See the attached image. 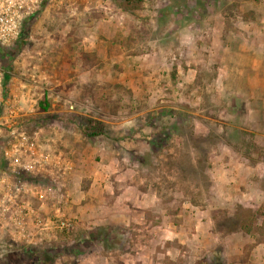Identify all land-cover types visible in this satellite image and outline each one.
I'll list each match as a JSON object with an SVG mask.
<instances>
[{
    "label": "rangeland",
    "instance_id": "rangeland-1",
    "mask_svg": "<svg viewBox=\"0 0 264 264\" xmlns=\"http://www.w3.org/2000/svg\"><path fill=\"white\" fill-rule=\"evenodd\" d=\"M121 1L40 0L21 40L0 47V200L11 211L0 264H264V111H253L264 92L237 51L264 0ZM75 66L99 79L85 76L76 95L48 90V73ZM87 120L102 134L83 136ZM12 124L65 174L51 161L49 173L16 175ZM198 155L208 179L189 168ZM29 209L27 239L11 216Z\"/></svg>",
    "mask_w": 264,
    "mask_h": 264
},
{
    "label": "built area",
    "instance_id": "built-area-1",
    "mask_svg": "<svg viewBox=\"0 0 264 264\" xmlns=\"http://www.w3.org/2000/svg\"><path fill=\"white\" fill-rule=\"evenodd\" d=\"M40 0H0V47L8 48L14 45L21 34L23 24L26 19L32 17L40 8ZM6 71L3 69L2 64L0 63V132L4 125L3 116L1 113L2 107V95L4 92V75ZM9 131L10 140L8 143H11L12 152L15 156L16 167L18 169L14 170L16 175H19L20 171L26 172H46L49 173L52 171L51 167L47 166L51 161L61 174H65L66 167H61L60 158H53L48 154H45L41 150L33 149V143L30 138L25 134L23 130H20L16 125L12 124ZM55 160V161H54ZM1 163V161H0ZM54 167V166H53ZM36 169H38L36 171ZM57 171V174H58ZM62 171V172H61ZM15 190H19V186L15 185ZM8 199L11 200V195H8ZM15 196V195H14ZM4 201L0 200V218H5L6 212L8 209H3ZM15 211L13 212L11 218L12 222L17 233H19L22 237L27 238V234H22V229L25 223H27V219H29L31 212H23V211ZM36 224L40 225L41 221L39 217L35 218ZM69 223L61 220L59 223L60 228H68ZM20 231V232H19ZM28 239V238H27Z\"/></svg>",
    "mask_w": 264,
    "mask_h": 264
},
{
    "label": "crops",
    "instance_id": "crops-1",
    "mask_svg": "<svg viewBox=\"0 0 264 264\" xmlns=\"http://www.w3.org/2000/svg\"><path fill=\"white\" fill-rule=\"evenodd\" d=\"M253 2L250 3V5L252 6ZM249 13H251V15H253V17H249L248 19L244 20L243 23L244 25L248 26L250 29V35L249 38H247V40L245 41V43H240L237 51L240 52V54L242 53V51H246L248 52V54L250 55V59H251V66H250V73H251V77L253 79H255V81L257 82V91H260V94L262 92H264V3H263V8H251L248 11ZM260 34V35H258ZM263 36H262V35ZM93 54L96 52L95 50L92 51ZM123 52L119 53V54H114L112 57V61L119 64V67H125V65L127 64L128 60L126 59V57L123 56ZM73 60H71L69 63H74L72 62ZM79 61V65H81V61ZM70 65V64H69ZM69 70H71V74L72 75H66L65 71L62 74H57V72H53L51 74H47L45 76V82H47V86L52 83V85L50 87H47L48 90L53 91L56 94L62 95L63 96H67V95H76L78 93V87L80 86V84H82L81 82H84L86 80L85 76H89L90 77V84H94V82H96L99 77L98 74L95 71H92V67H89L88 72L89 73H84L81 74L78 71V68H76V66L74 67V69L67 67ZM59 70H65V66H63L62 68H58ZM74 72V73H72ZM122 78L124 77H120L117 82H123ZM84 79V81L82 80ZM75 82L72 83L73 81ZM161 80V79H160ZM69 82H71V88L66 92V87L68 86ZM49 83V84H48ZM78 88V89H77ZM90 89V87L88 88ZM77 91V92H76ZM92 93L94 95L97 94V89H92L91 90ZM260 96V97H259ZM258 96V100L260 103V107H256L254 108V112H261L264 111V93H262L261 95ZM224 160H230V159H236V155L233 154V157L229 154V153H225V155H223L222 157ZM93 184V183H92ZM94 186V184H93ZM253 188V187H252ZM255 188V187H254ZM256 189V188H255ZM36 190V189H35ZM259 190V189H258ZM257 190V191H258ZM256 191V190H255ZM260 191V190H259ZM36 191H32V193L36 194ZM41 198V197H39ZM40 204L43 206L44 203L42 202L41 199H39ZM36 202V201H33ZM26 204V203H25ZM29 204V203H28ZM34 204V203H32ZM31 208H33L32 206H29ZM25 208V207H24ZM45 208V207H44ZM34 209V208H33ZM33 209H29L27 211V213H30V211H33ZM38 210V209H36ZM35 220V219H34ZM29 220H27L28 222ZM33 221V220H32ZM36 222V221H34ZM155 227L160 228V225H155Z\"/></svg>",
    "mask_w": 264,
    "mask_h": 264
},
{
    "label": "trees",
    "instance_id": "trees-1",
    "mask_svg": "<svg viewBox=\"0 0 264 264\" xmlns=\"http://www.w3.org/2000/svg\"><path fill=\"white\" fill-rule=\"evenodd\" d=\"M142 1L143 0H122L121 1V8L125 11H135L138 10L141 5H142ZM32 18V17H30ZM29 19V18H28ZM26 19V20H28ZM23 33L21 31V34L19 36L18 40H21ZM9 52L6 50H2L0 51V57L3 59L4 56L8 57ZM9 79V72H6L4 75V84L6 83V81ZM42 108L44 110H46L47 106H42ZM81 133L83 136L87 137V138H92V137H96L102 134V130H100L97 125H94L92 121L87 120L86 123H84L81 126ZM189 162V168H191L193 174H195L196 176H200L202 174L205 173V166L203 167V163L207 162V158L203 155H198L196 156L194 159L191 158L188 160ZM1 165V163H0ZM182 169V168H180ZM204 177V179H208L206 174L202 175ZM202 178V177H201ZM262 208V207H261ZM259 209L255 211V213L258 214ZM242 230L244 233L249 234L252 231V227L250 223H246L244 225H242Z\"/></svg>",
    "mask_w": 264,
    "mask_h": 264
}]
</instances>
